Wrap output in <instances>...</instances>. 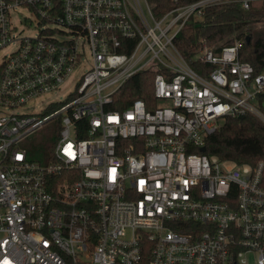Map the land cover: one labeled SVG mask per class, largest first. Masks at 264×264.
Here are the masks:
<instances>
[{
  "label": "built area",
  "instance_id": "2783aa9c",
  "mask_svg": "<svg viewBox=\"0 0 264 264\" xmlns=\"http://www.w3.org/2000/svg\"><path fill=\"white\" fill-rule=\"evenodd\" d=\"M169 1L0 0V264H264L263 162L206 151L227 118L264 124V69L238 38L191 57L174 44L210 7L264 0ZM77 70L64 101L25 110ZM139 72L154 105L113 108ZM52 118L42 165L20 143Z\"/></svg>",
  "mask_w": 264,
  "mask_h": 264
},
{
  "label": "trees",
  "instance_id": "16d2710c",
  "mask_svg": "<svg viewBox=\"0 0 264 264\" xmlns=\"http://www.w3.org/2000/svg\"><path fill=\"white\" fill-rule=\"evenodd\" d=\"M149 2L156 14L172 6L169 0ZM256 23L264 24V3H253L247 10L237 3L210 7L205 10L201 22L185 24L176 35L174 44L181 54L191 57L204 47L217 49L219 44L229 45L233 38H238L240 59L249 62L259 72L264 69V26L257 29L254 27ZM198 66V63H192L194 69ZM204 67L210 69V66ZM152 79L151 72L131 76L114 95L112 107L123 110L136 99H142L148 107H152ZM206 148L208 155L239 165L263 162L264 186V124L256 117L227 118L220 129L208 138Z\"/></svg>",
  "mask_w": 264,
  "mask_h": 264
},
{
  "label": "rangeland",
  "instance_id": "374dc122",
  "mask_svg": "<svg viewBox=\"0 0 264 264\" xmlns=\"http://www.w3.org/2000/svg\"><path fill=\"white\" fill-rule=\"evenodd\" d=\"M23 27H19L22 29ZM260 29V28H257ZM5 50H0L1 56ZM79 76V71L74 72L72 77L62 84L58 89L48 92L42 96L31 99L25 110L31 114H38L42 112L49 102L65 100L68 94L75 90L76 79ZM58 123L56 118H52L42 123L40 126L34 128L30 133L25 135L21 140V147L27 151L28 159L41 163L42 165L48 162V147L55 141Z\"/></svg>",
  "mask_w": 264,
  "mask_h": 264
},
{
  "label": "water",
  "instance_id": "95a60500",
  "mask_svg": "<svg viewBox=\"0 0 264 264\" xmlns=\"http://www.w3.org/2000/svg\"><path fill=\"white\" fill-rule=\"evenodd\" d=\"M246 39H247V40H249V38H248V37H247ZM201 151H204V148H203V147L201 148Z\"/></svg>",
  "mask_w": 264,
  "mask_h": 264
}]
</instances>
